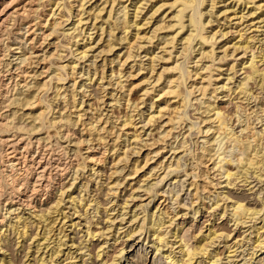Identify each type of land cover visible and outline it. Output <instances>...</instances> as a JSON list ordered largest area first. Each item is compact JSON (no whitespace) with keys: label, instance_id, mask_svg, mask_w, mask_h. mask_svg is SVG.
<instances>
[{"label":"bare ground","instance_id":"1","mask_svg":"<svg viewBox=\"0 0 264 264\" xmlns=\"http://www.w3.org/2000/svg\"><path fill=\"white\" fill-rule=\"evenodd\" d=\"M16 1L17 0H10L7 2L5 0H0V5H3L2 9H0V31L1 28L9 24L15 17L21 16L29 19L32 13H36L34 6L36 5V1L39 3V0H26V2H24L25 5H21V7L13 6ZM41 1L43 0H40V2ZM63 1L64 0H61L59 2V0H54L52 4L50 1L48 15L49 18H53V22L50 23L49 26L47 25L49 18H46L45 22H42L39 26L36 22L33 23L30 21V18V20H28L30 23L26 25L28 30L25 35H27V37L28 35H30V37L33 35L34 37L26 39L27 42H23L25 39L20 40L18 37L19 41L16 42L17 47L14 48L16 49V52H14V56L16 57L15 60L18 62H16L14 66L11 61L1 63V66L3 64L5 69L9 72V85H11V82L13 83L11 88L13 87L12 89L15 90V94L6 95L5 93L3 96L0 95L2 96L0 98V144L4 147H8L7 150L2 152V156L0 157V174H3L8 169H10L11 174L23 169L25 172H31L30 174L34 175L35 179L33 178L34 181L30 182V180L29 183L26 184L15 183L13 195L9 198V204H6L11 205L12 207L17 204L24 208L27 207V209L32 212L31 215L32 217L34 216V221H32L31 217L21 221L25 215L23 216L21 214V217L20 214L15 213L14 215L17 221L15 223H6V216H3L0 220V255H2V257H0V264H99L98 261L104 255L105 248L103 245H100V243L97 245L96 241H99L104 237V239H107V236L109 235L107 231L111 230L110 228H105L101 225L103 221L94 223L92 222V219L94 217L100 219L107 218V216L104 215H107L108 213L106 206L109 205V201L106 200L107 198L105 199V197H109L110 195L112 196L110 199L114 197L119 198L121 193L120 187L126 183V180L131 181L127 182L126 187H132L133 180H136L134 186L138 185L139 189L143 188V184H145L146 181L153 177L156 172L163 167V159H165L164 153H166L165 150L169 145L171 146V149L169 150L172 151V155H175V157L173 159L174 161L168 165L169 169L166 167L167 169L165 171L168 170L170 172L172 169L174 171L179 170L183 166L182 162L186 161L184 156L192 154L193 158L191 159L193 163H190L192 164V171L196 174L194 175L193 181L189 182V187L193 199L196 200V202L199 201L203 206H205L203 199L205 201L206 198L204 196L211 195L212 189L217 188V186L219 187L221 184L217 179V176H220L219 179L223 177L226 178V186L231 185L232 181L240 180L241 178L244 179H242L244 183H249L248 186L252 183L249 182L250 178H255V180L261 183L263 182L264 103L261 106L262 109L260 112L255 110L251 111L252 108L249 109V105L250 100L252 99H261V101L263 99V97L260 98V94L264 92V70L261 69L259 63L264 65V48H262L257 54L252 53L247 62L240 64L242 65L240 70L243 71L241 75H244V77L237 84L235 89H232L227 84L222 86L225 94L223 97L231 99L235 94L232 99L238 100L237 103L239 104H237V110L244 112L240 115L237 111V113H239L238 123L241 124L240 132L236 131L234 124L230 123L229 115L226 114V110L220 107L215 101V99L218 98L216 93L219 90V87H216L217 84L213 83L214 80L212 73L214 69L212 70L210 66L206 67L205 70L209 71L206 74L202 72L204 67H199L198 63L193 66L190 65L193 63L191 57L194 52H198L197 56L194 57H198L196 62L208 60L211 63H215L217 60L220 62L228 57L227 49L230 48V46L226 47L227 43L221 47L215 46L218 37H227L230 32L224 33L223 31L218 30L213 34L207 35L206 31L207 25L213 22L211 21L212 19L206 21L207 17L205 12L207 7L204 8V6L209 3V7L211 8L210 11L213 13V10L216 8L219 1H174V3L171 4V8H175V10L170 21H175V23L167 24L165 20H167V17L169 16H166V14H164L158 22L154 23L157 24L155 32L171 30L177 27L174 31L176 34L172 35L170 38V34H165V36L161 37L163 46L159 48L162 50L163 54L155 55L152 53L149 57L147 66L143 65L144 63L140 60L141 63L136 69L135 65L137 64H132L129 68L128 66L131 62L137 63L136 59L141 56L138 52V49L141 48V46L138 47L139 45H135L134 37H137V32L130 39L128 29L133 26L137 29V26H139L136 19L141 13L139 8L143 7L141 6L142 3L140 4L142 0H138L134 3L136 11L133 19H129L130 17L127 18L129 14L127 11L128 7L127 5H122L117 11L123 13V16L117 17V19L112 22L110 21L109 23L112 26L110 25L111 27L109 30L104 27L105 21L102 14L104 12H106V14L109 13L108 19L112 20V14L114 12L116 13V6L120 5V2H123L124 0H98L99 4H96L97 0L92 3V0H70L69 4L65 2L63 3ZM223 1L226 2L227 0ZM254 1L255 0H233L231 2L233 4V9L238 5L243 8L242 11L239 12L241 15L237 16L238 12L233 10L231 13L234 14V17L230 18L229 15H227L223 17L224 20L239 19V22H237L241 23L249 18L250 24L248 21L247 27L249 29H247L250 31L253 29L251 32H260V28L264 27V0H259L257 3ZM138 3L140 4V7L137 6ZM87 4H89L88 7H86ZM251 4L254 5L251 6ZM155 6L156 5L151 6L150 12H152V14L150 17L143 18L144 25L149 24L154 16L161 11L165 5L162 4L157 8H155ZM14 7L15 9H13ZM108 7H110L109 11L107 10ZM246 8L249 10L245 14ZM11 9L13 10L11 11ZM228 11L229 9L227 11L225 10L223 15H225V13L227 14ZM211 13L210 16L214 14ZM3 16L5 17L2 19ZM70 19H73V27L65 29L67 25L66 23L69 22ZM108 19H106V21H108ZM148 19L150 20L148 21ZM92 20H94V23H92ZM98 20H100L99 24ZM36 26L41 34L39 39L42 40L41 43L39 42V46L42 47L44 42H48L49 40L47 44L49 49H46V51L44 49L43 54L37 53L36 51L37 47H35V44L38 42V35L35 34ZM219 26L217 27L219 28ZM6 27L8 28V26ZM46 27V31L42 32ZM92 30H95L96 32L99 31V33L97 32L99 34L98 48L101 47L99 54L94 57L95 59H98L99 55L104 52L112 53L117 44H120L121 42L124 43V48L122 49H125V51H122L123 54L122 52L117 54L114 52V57L112 59H109L108 57L102 58V63L100 65L97 64L96 60L89 65L88 71L86 70L87 77L85 80L90 81V85H87L86 83H83L82 85V87H86L87 90L89 88L87 92L88 95L85 93V96L87 95L88 97L89 103L83 108L85 101H81L82 106L78 108V103H76L77 93L75 94L78 62L75 60H64L65 57L63 54L70 51L72 56H80L78 59L85 60L88 56V52L93 50L95 46H92V48L88 47L87 43H79L80 41L91 39V35H93L91 34ZM116 31H118L120 37H117L118 35L116 34ZM87 33H89V35L86 38ZM61 36L66 39L65 42L60 41ZM237 36L239 37L238 42H236L238 45L234 44L232 48L234 49V52L243 49L246 54L247 50L251 48L250 45L252 41H255V36L251 34L245 36V33H241V31L238 32ZM240 41L242 42L240 43ZM261 41H263L264 46V38ZM179 42L180 45H182L180 54L182 56L180 60H184L180 61L178 59L175 61V64L170 67L162 68L161 66L160 68H162V70L159 71L157 69L159 64L156 62L164 61L166 59L164 55H168L169 58H171L172 51L177 48ZM27 43L29 46H27ZM78 45H83L81 46L82 50H80L79 47L73 49L74 46L76 47ZM198 45L199 48L196 50ZM10 47L13 46L10 45ZM167 48L171 49L169 50ZM217 48H224V55L222 57H219V55L216 54ZM5 54L1 56L2 62L7 56V54ZM148 54L149 52L146 50V56ZM117 66H119V69L115 70V67ZM236 68L237 66L232 65L227 70L233 72L234 75L232 78H229V81L238 74L239 70ZM143 71H146V73H143ZM108 72H110V74H108ZM135 72L137 73L135 74ZM3 74L6 76L8 73L5 72ZM81 75L83 74L81 73ZM138 75H142L141 82L134 84V82L130 81ZM39 79L41 80L39 81ZM218 79L215 81H218ZM93 80H96V82L91 85ZM69 81L73 82L71 97H67L68 92L66 93L67 90L64 89V86ZM105 83H107L108 86H111V88H114L113 90L117 91V93H106ZM252 84H256L258 89L255 87L256 90H254L255 88ZM141 85H152L150 89L142 88L144 91L141 94V96L151 95L149 96L151 101L150 107L154 111L152 112L153 114L150 113L148 115L146 126L149 125L151 130L146 139H142L143 136L138 132L139 127L136 125V122L134 123L135 119L133 121L134 113L127 116V114H129L127 112L126 118H123V122L119 123V121H117L119 120V118H117L119 115L115 117V112L113 111L120 105L125 104L128 106V108H126L127 106L125 107L126 109H130L134 112L139 107L138 102L142 99H133V91L136 87ZM5 86L7 88L10 87L8 84ZM17 88H19V90L16 92ZM50 91H52L53 96L51 98L44 97V94H47V92ZM8 92L10 91L8 90ZM108 94H110V97L106 100ZM193 100H197L199 101L198 103H200L197 108V111L200 114L199 118H192L190 115L189 109L193 107ZM143 101L146 100L143 99ZM108 105L112 108L111 114H109L110 112L104 113ZM260 113H263V115L260 116ZM253 114L255 115L253 116ZM254 117H257L256 120H260V123H262L260 127L261 130L256 129L257 125L254 122ZM129 127L134 131L132 134L130 132V134L132 135L136 146L133 150L128 148L127 151H125L123 147L121 148L120 141L122 134H124V130L129 129ZM187 127L188 129L186 130ZM178 129H181V132L182 129H185L186 131L183 134L180 132L176 134ZM193 131H197L198 135L200 134V137L203 138L202 145L197 149L199 150L198 153L189 148L190 145L188 144L187 138L193 134ZM11 132H14V134H10ZM130 134L126 133V135ZM180 134L182 135V138L179 140ZM25 136H27V138ZM170 140L174 141L170 142ZM176 142L178 143L174 148L173 144ZM198 142L199 141H194L195 144H199ZM64 143L65 145H68L64 146ZM34 148L36 150H34ZM129 149L132 150V154L137 155V158L131 160L132 162L130 166L125 168H129V171L127 172L128 174L126 173L127 177L124 175L126 178H124L125 181L123 182L124 179H122L123 183L120 182L121 180L110 182L111 180H115L113 179V176L116 175L119 170L117 167L118 165L125 162L126 166L130 163V157L128 155ZM226 149H228V151L231 150L233 155L230 154L229 156L228 154L227 156ZM57 150H60L63 153L62 155H65L67 159L71 158L67 169L69 172H65L68 175L72 172V175H70L72 182L68 185L69 188L75 186L80 179L79 184L81 185V188L78 189L81 190V196H83L82 191L87 192L88 196L86 198L88 199L82 197L78 199L75 194V197H71V194L68 192L66 194L65 188H68V186L65 187L66 184L63 186L60 181L58 185V191L60 192L59 197L54 195L55 197H48L47 200H45V197L38 201L36 200L38 196H41V194L47 190L49 182L53 178V174H55L53 171L55 172V170H58L61 167V159L56 158V155L59 156ZM234 151H237V153ZM36 154H38L37 157H35ZM180 154L183 155L178 157ZM28 155L32 157L29 159ZM173 156L171 157L173 158ZM54 157L56 159H53ZM156 157L159 159L156 162H152ZM108 159H111V166L113 168L110 175H108L107 171L109 170L107 166L109 162ZM151 162L155 163V165H153L148 173L141 175L143 171H146L144 169L151 167ZM235 163L236 166L234 169L237 170L233 172L234 169L232 166ZM18 166L22 167L16 170ZM1 168L3 169L1 170ZM62 168L63 167H61V169ZM120 168L122 167L120 166ZM189 168L191 169V167ZM121 171L119 170L120 173ZM168 171L167 173H169ZM197 171H199V174ZM147 174H149L148 177ZM6 175L7 174H5V176ZM116 176H118V174ZM8 177L11 178L13 176ZM166 177L164 175L161 181L166 179ZM61 180L63 179L61 178ZM11 181L12 184L14 182L13 178ZM214 181L217 182L214 183ZM154 185L157 184H153V186L151 184V187L149 186L144 191L150 194L153 191L152 187H154ZM134 188L136 187H132L130 189V191L133 190L132 193L119 204L124 211L125 208H128V204H130L128 203V199H135L133 193L138 189L136 188L134 190ZM28 192H30V196ZM65 194L69 197V201H72L71 204H73L72 210L74 212L71 210V214H66V211L64 210V212L63 208H60L61 204L63 205V202L65 201ZM157 195L159 194L155 193L153 199L157 197ZM2 197L3 194L2 191H0V206L3 205L1 201ZM160 197L162 196L160 195ZM226 199L228 200L229 198L226 197ZM35 200L37 201L36 203ZM261 200V208L257 209L255 208L256 206L251 207L249 202H245V198L238 197L229 202L231 203L230 206H228V204L226 205L223 213V216H226L228 212L231 213V221L234 222L236 227L243 226L245 228L248 227L246 226L248 223H253L252 227L254 228V231H256V240L254 241L252 251L247 254V256L249 255L250 257L245 259V264H254L256 261L257 264H264V224L260 227L256 226L258 220L262 219L264 216V213L261 215L264 211V196L261 197ZM218 204L219 203H217L216 206L219 207L220 204ZM12 207L8 209L7 213L11 214L19 210L18 207L13 210ZM228 208H230V211H228ZM158 209H160L159 211H163L162 213L160 212L161 218L162 215H166L168 218L172 215L175 217L177 216L175 214L169 216L170 209L167 205H165L162 210L161 208ZM23 210L25 211L26 209ZM90 210H93L92 213H95L94 216H91L93 214H90ZM113 210L114 208L111 209V211ZM101 213H103L102 217ZM76 214H79V216L75 217L79 220H83L82 217H85L84 228L86 229L84 231V236L80 238L81 241L77 237L80 233H83V231L80 232L79 230L81 229L77 228L82 224L79 221H74L73 217ZM124 215L128 214H123L122 216ZM154 215L155 213L151 215V220L154 219ZM133 216V220H130L131 223L138 220L136 214ZM30 218L31 220H29ZM116 219H114L113 223ZM165 219L167 220V218ZM66 220L70 223L68 224L71 228L70 230H72L70 234L66 233ZM124 220H126L125 217H123L121 221L123 222ZM151 220L149 217H145L142 225H139L140 227L137 226L135 229L123 232L126 233L125 237H127V240L131 242H128V246H126V248L123 247L118 254H116L112 264H162V261L165 264H197L198 256H201L202 258V260L199 261V264H203V262H205L204 264H218L221 261V257H219L220 254H214V256H212V252L206 247V245L198 244V246L192 247L188 244L190 242L187 243L184 239L178 241L181 242L179 246L181 248V257L177 258L178 256L175 254L174 247L178 242H171L169 241L170 238H167L168 234L165 233L163 229L166 222L163 223L162 221L164 220L159 219L158 222L152 223ZM172 220L174 219L171 217L170 221ZM95 221L98 220L96 219ZM262 222H264V219H262L261 223ZM146 223H150L148 231L149 241L146 236L142 237L146 230ZM4 226H7V228L4 229ZM11 231L13 232V238L11 237ZM71 234H73L74 237L71 238ZM229 237L230 235H227L224 238L228 239ZM67 238L72 242L71 244H75V241H79V245L76 243L78 245L77 251H80L81 253L74 256V253L72 254L70 251L67 253H65L66 251L64 252V246L68 245L65 242ZM119 238L120 236H118L115 241L117 242ZM176 238L177 237H175V239ZM239 243L241 242L236 240L233 243L234 246L229 247L230 254L228 255V259L236 256L234 253L237 249L235 250L233 248L238 246ZM123 244L125 243L123 242ZM149 244L152 245L149 246ZM149 248L152 249L149 251ZM165 248L167 249L165 250ZM66 249L69 250L70 248ZM259 252L261 253L258 254ZM253 260L254 262H252ZM232 261H230V264ZM234 264L238 263L235 261Z\"/></svg>","mask_w":264,"mask_h":264},{"label":"rangeland","instance_id":"2","mask_svg":"<svg viewBox=\"0 0 264 264\" xmlns=\"http://www.w3.org/2000/svg\"><path fill=\"white\" fill-rule=\"evenodd\" d=\"M5 1L9 2L10 0H5ZM27 1H29V0H27ZM50 1H51V4H52L54 0H48V1L43 0L41 2L39 0V3H38V1H36L35 2L36 5L34 6L35 7L34 10L36 9L35 12L37 14L36 13H32L30 15L29 19H27L25 17H21V16L15 17L14 18L15 20L12 19L13 20V23H12V20H11L10 21L11 24L9 23V24L6 25V26H8V28L6 26L3 27V28H1V31H0V84H2V85H0V87H1V89H0V95L3 96L5 93H6V95L15 94V90L12 89L13 87L11 88V86H12L13 83L11 82V85H9V83H10V81H9V78H10L9 77L10 76L9 75V72L7 71V69H5V67L3 66V64L1 66V63H4L6 61H8V62L11 61L12 62V65L14 66L15 63L18 62V61L15 60L16 57L14 56V54H15L14 52H16L15 51L16 49H14V48L17 47L16 46V42L19 41V38H20V40L21 39H25V41L23 40V42H27L26 39L33 38L34 37L33 35L31 37H30V35H28V37H27V35H25L27 33V30H28V28H27L26 25L30 23L28 20H30V18H31L30 21H32L33 23L36 22V24L38 26H39V24H42V22L44 23L45 22V19L46 18L47 19L49 18V15H48L49 12H48V10L50 9V6H49ZM60 1L61 0H59V2ZM69 1L70 0H64L63 3L65 2V3L69 4ZM94 1H96V0H92L91 3L94 2ZM137 1L138 0H128V1L124 0L123 2H120L121 4L120 5H117L116 8H115L116 13L114 12L112 14V16H113L112 17L113 18L112 20L108 19V14L109 13L106 14V12H104L102 14V17H103V19L105 21L104 27L107 28V30H109L110 27L112 26L109 22L110 21L112 22V21L116 20L117 17L123 16V13H119L117 11L122 5H125V6L127 5V7H128L127 11H128L129 14H128V17L127 18L130 17L129 19H133L134 13L136 11V7L134 6V3H136ZM174 1H176V0H149V1L148 0H145V1L142 0V2H140V4L142 3L141 6H143V7L139 8L141 13L139 14V17L136 19L137 22L139 23V26H137V29H135V26L129 28L128 29V34H129V37L131 39L132 36L135 35V33L137 32V37L136 36L134 37V39H135L134 41H135V45L136 46L137 45H139L138 47L141 46V48L138 49L139 50L138 52H139V54H141V56L136 59L137 60V63L136 62H134V63L131 62V64L128 66V68L132 64H137V65H135V69H136V67L138 65H140L141 61L144 63L143 65L147 66L149 57L151 56L152 53L155 54V55H157V54H163L162 50L159 48V47L163 46V44H162L163 41L161 40V37L165 36V34H170V36H169V38H170L172 35L176 34L174 31L176 30L177 27H175V28H173L171 30H164V31L155 32V27H156L157 24L154 23V22H158V20H160L162 18V16H164V14H166V16L168 15L169 17H167L168 19L166 18L167 20H165V22H167V24L168 23H170V24L171 23L172 24L175 23V21H170L171 18L173 17V15H174L173 12H174L175 8H171V4L174 3ZM217 1H219V3L217 4L216 8L213 10L214 11L213 12L214 14L211 13V11H210L211 8L209 7V5H210L209 3L205 4V6H204V8L207 7L206 8V12H205L206 17H207V18L205 17L206 18V21H208V19L209 20L212 19L211 21L213 22V23H210L209 25H207V30L206 31H207V35L213 34L215 31H218V30L223 31L224 33L230 32V33H228L227 37H221V36L218 37L217 44L215 46V47H217V46L221 47L225 43H227L226 47H229L230 46V48L227 49L228 57L227 58H224V60H222L220 62L217 60L215 63H211L208 60H204L202 62H196L198 60V57L197 58H194V57L197 56L198 52H194L192 54V57H191L192 58L191 61H193V63H191L190 65L193 66L196 63H198L199 67H204V70L202 72L203 73H206V74L209 72L208 70L207 71L205 70L206 67L210 66V68L212 70L214 69L213 70V73H212L213 74V80H214L213 83H216L217 84L216 87H219V90L216 93V95L218 96V98H216L215 101H216V103L220 107H222V108H224L226 110V114L229 115L230 123L234 124V127H235L236 131L240 132V130H241V124L238 123V115H239V113H240V115H242L244 112H241L240 110L239 111L237 110V104H239V103H237L238 100H233L232 99L235 96V94L232 96L231 99H229L227 97H223L225 94L223 92L224 90L222 89V86H224V85L227 84L232 89H235V87L237 86V84L244 77V75H241L243 71L240 70L241 67H242V65H240V64L241 63H244V62H247L252 53H256L257 54L262 48H264L263 41H261L264 38V34H262V33H264V27L263 28H260L261 29L260 32H251L253 29L250 31V30H248L249 28L247 27L248 26L249 18L245 19V21L244 22L242 21L241 23H238L239 22V19H234V20L231 19L232 21L231 20H227V21L224 20L223 17L224 16H227V15H229L230 18L234 17V14L231 13L233 10H236L238 12V15L237 16H240L241 14L239 12L242 11L243 8L238 5V6H236L233 9L232 8L233 4L231 3L233 0H227L226 2H224L223 0H217ZM255 1H254L255 3L259 2V0H255ZM24 2H26V0H17L16 2H14L13 6H15V7L16 6L17 7H21V5L22 6L25 5ZM96 2H97L96 4H99V1L98 0ZM91 3H89V4H91ZM89 4H87L86 7H88ZM140 4L138 3L137 6L140 7L139 6ZM162 4L165 5V6L161 9V11H159L154 16V18L151 20V22L149 24L144 25L143 18H145V17L146 18H149L150 15L152 14V12H150L151 11V6L156 5L155 8H157L158 6H160ZM253 5L251 4V6H253ZM2 6L3 5H0V9H2ZM15 7L13 9H15ZM37 8H39V9H37ZM13 9H11V11ZM228 9H229V11L227 12V14L225 13V15H223L224 14L223 12L225 10L227 11ZM107 10L109 11L110 10V7H108ZM248 10L249 9L246 8L245 14L247 13ZM210 13L213 14V15L210 16ZM4 17L5 16H3L2 19ZM217 17H218V19H217ZM106 19H108V21H106ZM149 20L150 19H148V21ZM219 20H220V23L221 24L219 23ZM99 21L100 20H98V24H99ZM52 22H53V18L50 17L49 20H48V24L47 25L49 26V24L52 23ZM73 23H74L73 22V19H70L69 22L66 23L67 25H66L65 29L72 28L73 27ZM92 23H94V20H92ZM92 23H91V25H92ZM98 24H97V26L99 27ZM249 24H250V21H249ZM217 26H219V28ZM35 29H36L35 30L36 31L35 34L38 35V42L35 44L36 45L35 47H37V49H38V50L36 49V51H37V53L43 54L44 49H45V51H46V49H49V46H47L49 40H48V42L47 41L44 42V44L45 43L46 44L45 45L43 44V46L40 47L39 45L42 42V40L39 39V38H40L41 34L37 30V26H36ZM46 29H47V27L44 30H42V32L43 31H46ZM92 29H93V27H92ZM92 31H91V34H93V35H91V39L92 40L91 39H87V41L84 40V41H80V43H79V44H86L87 43L88 44V47L95 46L94 48L92 47L93 50H91V51L88 52V56L85 58V60L84 59H78V58H80V56H76V57L72 56L70 54V51L69 52L67 51V52H65L63 54L64 57H65L64 60H70V61L75 60V61L78 62V65H77V72H78L77 73V84H76V87H75V89H76L75 90V94L77 93L76 94L77 95L76 96V101H77L76 103H78V106H79L78 108H80V106H82V102L81 101H83V102L85 101V103L83 104V108L85 107V105L87 103H89L88 102V97H87V95H88L87 92H88L89 88L87 90L86 87L85 88L82 87L83 83H86L87 85H90V81H86L85 80L86 77H87V74L86 73L88 71L89 65H91V63L95 62V60H96L97 64L100 65L102 63L101 62V59L102 58L108 57L109 59H112L114 57V52L117 54L119 52H122V51L124 52L125 51V49H122V48H124L123 47L124 46V43L121 42L120 43L121 45L120 44H117L116 48L113 50L112 53H106V52H104L101 55H99L98 59L97 58L95 59L94 57L97 54H99V51L101 50V47L98 48V46H99L98 45V41H99V34L98 33H99V31H97L98 33L95 30L93 32ZM240 31H241V33L244 32L245 33V36H247V34H251V35L255 36V41L254 42L252 41V43L250 45L251 48L247 50V53L246 54H245V51L243 49H240L237 52H234V49L232 48V46L234 44L238 45L236 43L239 40V37L237 36V34ZM116 34L118 35L117 37H120V34H118V31H116ZM219 34H221V33H219ZM88 35H89V33H87L86 38L88 37ZM157 36H160V37H157ZM60 41L65 42L66 39L63 38V36H61L60 37ZM4 42H6V43H4ZM241 42L242 41H240V43ZM10 45L13 46V47H10ZM27 46H29L28 43H27ZM81 46H83V45H80V46L78 45L76 47L74 46L73 49L79 47L80 50H82V47ZM10 48H12V49H10ZM198 48H199V45L196 47V50H198ZM167 49L170 50L171 48H167ZM181 49H182V45H180V42H179L177 48L172 51L171 58H169L168 55H164L165 58H166L164 61L156 62L157 64H159L157 66V69L159 71H161L162 68H164V67L173 66L175 64V61L178 60V59L180 60V58L182 56V55H180L181 54ZM146 50H148V52H149V54L147 56H146ZM4 51L7 54V56L4 58V60L2 62L1 56H3L5 54ZM40 51H42V52H40ZM136 51H137V49H136ZM223 51H224V48H222V49L217 48L216 49V54H218L219 57H222L224 55V52ZM123 52H122V54H123ZM2 59H3V57H2ZM80 60H82V61H80ZM183 60L184 59H181L180 61H183ZM12 65H11V67H12ZM232 65L237 66L236 69L239 70V72H238V74L231 81H229V78H232L234 76L233 75V72L227 71ZM161 66H162V68H160ZM259 66L261 67L262 70H264V65H262L261 63H259ZM117 69H119V66L115 67V70H117ZM191 69H194V68H191ZM127 70H129V69H127ZM5 72L8 73V74H6V76H5V74H3ZM81 73L83 75H81ZM136 73L137 72H135V74ZM143 73H146V71L145 72L143 71ZM108 74H110V72H108ZM82 76H84V77H82ZM141 76L138 75L137 77H134L131 80L130 79L129 80L131 82H134V84H137V83H139V82L142 81ZM218 78H220V79H218ZM217 79H218V81H215ZM40 80L41 79H39V81ZM94 82H96V80H93V82L91 83V85L95 84ZM7 84L10 87L7 88L5 86ZM102 84H104V83H102ZM72 85H73V82L72 81H69L64 86V89L67 90L66 93L68 92L67 97H71V93H72L71 90L73 89ZM252 85H254V88L256 87V84H252ZM151 86L152 85H141V86L136 87L134 89V91H133L134 94L132 93L133 94L132 95L133 99H135V98H137V100L140 99V98L142 99V100L140 99L141 101L138 102L139 103V107L135 110L136 112L135 111L132 112L130 109L129 110L126 109V108H128V106L125 105V104H122V105H120L121 107L119 106V107H117L118 109L115 108L113 110L115 112L114 113L115 117L117 115H119V116H117V118H119V120H117V121H119V123L123 122V120L126 118L127 112L129 113V114H127V116L131 115V113L132 114L134 113L133 114V121L135 119L134 123L136 122V125L139 127V131L138 132L141 133V135L143 136L142 139L148 138L149 131L151 130V128H149V125L146 126L147 120H148V115L150 113L154 112L151 109V107H150L151 106V101L149 99L150 98L149 96H151V95L141 96V94L144 91L142 88H148V89H150ZM68 87H69V89H68ZM105 87H106V90L105 91H107L106 93H109V92L110 93H113V94H116L117 93V91H114L113 90L114 88H111V86H108L107 83H105ZM116 87H115V89H116ZM256 88L254 90H256ZM8 90L10 92L12 91L13 93L12 92L11 93L8 92ZM18 90H19V88L16 89V92ZM258 92H260V91H258ZM85 93L87 94L86 96H85ZM2 96H0V98ZM52 96H53L52 91L47 92V94H44V97H46V98H48V97L51 98ZM196 96H197V94H196ZM109 97H110V94H108L106 96V100H108ZM262 97H263L262 101H261V99L260 100L259 99L258 100H254V99L250 100V105H249L250 108L249 107L248 108L249 109L252 108L251 111H254L255 110L257 112H260L261 109H262L261 106L264 103V101H263L264 100V92H262L260 94V98H262ZM198 98H200V97H198ZM143 99L146 100V101H143ZM227 99H229V100H227ZM212 100H214V99H212ZM142 101H143V103H142ZM193 102H192L193 103V107H195V108L191 107L189 109L190 115H191L192 118H199L200 117V114L197 111V108L199 107V104L200 103H198L199 101H197V100L196 101L193 100ZM109 106L110 105H108L106 107V111L104 113L110 112L109 114H111L112 108H110ZM237 111L239 113H237ZM254 115L255 114H253V116ZM259 115L261 116V115H263V113H260ZM120 116H123V117H120ZM256 119H257V117H254V120H255L254 122L257 125V128L256 129L257 130H261L260 127H261L262 123H260V120H256ZM27 122H29V121H27ZM119 127H120V125H119ZM182 127H184V126H182ZM187 129H188V127L186 128V130ZM186 130L185 129L184 130L182 129V132H181V129H178L176 131V134L179 133V132L183 134ZM130 132H131V134L134 132L133 130L130 129V127H129V129L124 130L123 133L125 135L122 134V138H121V141H120L121 148L123 147L125 151H127L128 148H130V149L133 150V148L136 146V144H134L135 142H134L133 137L130 134ZM126 133L127 134H130V135H126ZM10 134H14V132H11ZM200 136L201 135L200 134L198 135V132L197 131L196 132L193 131V134L190 135V136H188V138H187L188 139V144L190 145L189 148H191L193 151H197L196 153L199 152V150H197V149L202 145L203 138H201ZM25 137L27 138V136H25ZM181 138H182V135L180 134L179 140ZM124 141H126V142H124ZM127 141H129V142H127ZM172 141H174V140H172ZM172 141L170 140V142H172ZM194 141H199L198 143L200 145L199 144H195L196 142L194 143ZM126 143H128V144H126ZM177 143L178 142H176L175 144H173V147L174 148H175V146H177ZM63 145L66 146L68 144L65 145V143H64ZM125 145H126V148H125ZM128 145L131 146V147H129ZM35 147H37V146H35ZM7 148L8 147H6V146L4 147L2 144H0V157L2 156V152H4V150H7ZM130 149L128 150V155L130 157V159H129V162L130 163L128 162L129 164L127 163L128 165H126V166H125V164H126L125 162L124 163H121L120 165H118L117 167L119 168L120 171L121 170L122 171L120 173L119 170H118V172H117L118 176H116L117 174L114 175L113 176V179H115V180L114 181L111 180L110 182H116V180H119V181L121 180L120 182L123 183L125 181L126 178L124 177V175L126 176L128 174L127 172L129 171V168H127V169H125V168L130 166V164L132 162L131 160H134V159L137 158V155L132 154L131 153L132 150H130ZM169 149H171V146L170 145L168 146V148H166V150H165L166 153H164L165 159H163V167H161L162 170L161 169L158 170L153 177H151L148 181H146L145 184H143V188L139 189L138 188V185H135L134 186V184H136V180L135 181L133 180L132 187H136L138 190L134 191V193H133V197H135V199L134 198H131L132 200L131 199H128L129 200L128 203H130V204H128V208H125V211L122 210V208L119 206V204L122 203V200L123 199H126L132 193V191H133V190L130 191V189L132 187H129V186L126 187L127 182L129 180H126L125 181L126 182V183H124L125 185L124 184L121 185V187H120V192L121 193H120V197L119 198H115L114 197V198L110 199L112 197L110 195H109V197L108 196L105 197V199L107 198L106 200L109 201V205L106 206L108 213H107V215L106 214L104 215V216H107V218L100 219L98 217H94L92 219V222H94V223L95 222H102L103 221V223L101 225L104 226L105 228H110V230H111V231H107V233L109 234L108 236L106 234L107 239H104L105 238L104 237V238H101L99 241H96V244L97 245H98V243H100V245H103V247L105 248L104 251L107 253L106 254L104 252V255L98 261L99 264H112V261L116 257V254H118V252L123 247L126 248V246H128V242L129 243L131 242V241H128L127 240V237H125V234L126 233H123V232H125L126 230L135 229L139 225L141 226L142 223H143V221H144V219H145V217L146 218L149 217L150 220H151V215L154 214V213H155L154 219L151 220L152 223L158 222L159 219L164 220V221H162L163 223L166 222V224L164 225L165 227L163 226L164 227L163 229H164L165 233L168 234L167 235V238H170L169 241H171V242H178L181 239H184L185 242H187V243L190 242L188 244L190 246H192V247L193 246L196 247V246H198V244L199 245H206V247L212 252V254H213L212 256H214V254H217V255L220 254L219 257H221V261L218 264H230V261H232V260L234 262L236 261L238 264H245V259H248L250 257L249 255L247 256V254H248V252L250 253V251H252V247H253L254 241L256 240V231H254V228L252 227L253 226V223H248L246 225L248 227H245V228L243 226L236 227L234 225V222L231 221V217H230L231 216V213L228 212L226 214V216H223V213L225 211L226 205L228 204V206H230L231 203H229V202H231V200H235L238 197L245 198L246 199L245 202H249L251 207H255L256 206L255 208L260 209L261 208V205H262L261 197L264 196L263 195L264 194V190H262V189H264V177H263V182L262 183L261 182H258L257 180H255V178H250L249 179V182H252L250 186H248L249 183H244L242 181L243 178H241L240 180L238 179L236 181H232V184L231 185L226 186L227 185V182L225 181L226 178L223 177V178L219 179L220 176H217V179L219 180V182L221 184L219 185V187L217 186V188L212 189V194L213 195L211 194V195L204 196L206 198H205V201L203 199V203H205V206H203L199 201L196 202V200L193 199L192 192H191V189L189 187V184H190L189 182H192L193 181L194 175L196 174L195 172L192 171V166H191L192 165L191 163H193L192 162V159H191V158H193V155L192 154L185 155L184 157H185V160L186 161H183L182 162V165H183L181 167L182 170H181V168L179 170H175L177 173L173 169H172V171L170 170V172L167 170L170 173L169 174L165 170L168 168V165L171 162L174 161L173 159L175 157V155L173 156L172 155V151H170ZM34 150H36V149L34 148ZM40 150H42V149H40ZM142 150H144V149H142ZM226 150H227L226 151L227 156H228V154H229V156H230V154L233 155L232 152H231V150H229L230 152L228 151V149H226ZM57 151H58L57 153L59 154V156L56 155V158L57 159H59V158L61 159L60 160V166L63 167V168L61 169V167H60L58 170H55V172L53 171V173H55V174H53L54 176L50 180L49 186H48L47 190L44 191V193H42L41 196H38L36 198L37 201L40 200L41 198H44V197L46 198L45 200H47L48 197H52L54 195L56 197H59V194H60V192L58 191L59 182L61 181V183L63 184V186L66 184L65 187L68 186L72 182L71 181V176H70V175H72V172L69 175L66 174V173L69 172L67 169H68V166H69L68 164H69L71 158H68L67 159V157L65 155H62L63 153L60 150H57ZM234 152L237 153V151H234ZM33 153H31V154H33ZM37 155L38 154H36L35 157H37ZM181 155H183V154L178 155V157L181 156ZM171 156H173V158ZM31 157L32 156H29V159ZM56 158L54 157L53 159H56ZM158 159L159 158L156 157L155 159H153L152 162H156ZM160 160H162V159H160ZM188 160H190V161H188ZM54 161H52V162H54ZM65 161H66V163H65ZM152 162H151V165H150L151 167H149L148 169H144L146 171H143L141 173V175H143L145 173H148L150 171V169L153 167V165H155V163H152ZM56 163L59 164L58 162H56ZM111 165H112V162H111V159H110L109 162H108V164H107L108 169H109V170H107L108 171V175H110V172L113 170V168H112ZM120 166L122 168H120ZM235 166H236V163L233 164L232 168L234 169ZM21 167L18 166L16 168V170L20 169ZM189 167H191V169ZM2 169L3 168H1V170ZM236 170L237 169H234L233 172H235ZM30 173L31 172H25L23 169L22 170L20 169V170L16 171L14 174L13 173L11 174L10 169H8L3 174H0V181H2V182H0V188L2 189V187H3V189H4V190L3 189L2 190L0 189V191H2V194H3V197L1 199L3 205H6L7 203L9 204V202H10V199L9 198L12 197V195H13V188H14L15 183H25L26 184V183H29L30 180H31L30 182L34 181V179H35L34 178V175H32ZM166 173H167L168 176L166 175ZM197 173L199 174V171H197ZM5 174H7V175L5 176ZM65 174L67 175V177H66ZM148 175L149 174H147V177H148ZM164 175H165V177L166 176L167 177H166V179H164L163 181H161ZM8 176H13V177L9 178ZM60 176H61V178L64 181L61 180ZM1 177L2 178L4 177V178L2 179ZM6 177H7V179H6ZM56 177H58V178H56ZM12 178H13V181L14 182L11 184V182H12L11 179ZM54 178H56V179H54ZM122 179H124L123 182H122ZM52 180H54V181H52ZM79 181H80V179H79ZM79 181L77 182V184L75 186H73L71 188H69V186H68V188H65L66 194L68 192L69 194H71V197H75L74 196V194H75L76 197H78V199L81 198V197L85 199L88 196L87 195L88 193L85 192V191H82L83 196H81V193H80L81 190L78 189V188H81V185L79 184ZM129 182H131V181H129ZM216 182L217 181H214V183H216ZM50 183H52V184H50ZM151 184H152V186H153V184H157V185H154V187H152L153 188V191L150 194H148L144 190L146 188H148L149 186L151 187ZM136 188H134V190ZM56 191H57V193H56ZM155 193H158L159 195H157V197H155L153 199V195ZM256 193H258V194H256ZM28 194H29V196L31 195L30 192H28ZM66 194L64 196V199H65L66 202L64 201L63 202V205L64 206L61 204L60 208H63V211L65 210L66 211V214H71V212L73 211L72 210L73 209V204H71L72 201L71 200L69 201V199H68L69 197H67ZM160 195L162 197H160ZM208 196H209V198H208ZM226 197L229 198V199L227 200ZM259 197H260V199H259ZM86 199H88V198H86ZM15 200H17V199H15ZM36 200H35V203L37 202ZM159 201H161L162 203L159 202ZM111 202H113V203H111ZM217 203L220 204L219 207L216 206ZM162 204H163V206H162ZM3 205L0 206L1 207L0 208V220L5 215L6 216L5 222L6 223L7 222H13V223H15L17 220H16L14 214L15 213H18V214H20L21 217H22V215L23 216L25 215L24 218H22L21 221H24L28 217H31L32 218V221H34V216L32 217V215H31L32 212H30L27 209V207L24 208L23 206H21L19 204L14 205L13 207L11 205H6V206H3ZM165 205H167V207H169V209H170L169 216L171 214H175L177 216L175 217L174 215H172V216H170L168 218V217H166V215H162V218H163L162 219L161 216H160V214L163 211H159L160 209H158V208H161V210H162ZM2 207H3V209H2ZM10 207H12L13 210L18 207L19 210H17L16 212H13L11 214H9L7 212H8V209ZM113 208H114V210L111 211V209H113ZM23 209H26V210L24 211ZM228 209H229L228 211H230V208H228ZM92 211L93 210H90V214H93L91 216H94L95 213H92ZM23 212H25V213H23ZM125 212H127V213H125ZM81 213H83V212H81ZM263 213H264V211L261 213V215ZM123 214H128V215L122 216ZM135 214H136V218H138V220L131 223L130 220L132 218H134L133 215H135ZM102 215H103V213H101V217H102ZM76 216H79V214H76L73 217L74 221H79L82 224V225L79 226L80 228L79 227L77 228V229H81V230H79L80 232L83 231V233H80L79 236L77 237L78 239H80L82 236H84V233H85L84 231L86 229V228H84V224H85V219L84 218L85 217H82L83 220H79L78 218H75ZM108 216H109V218H108ZM116 217H117V219H116ZM123 217H125L126 220H124L122 222L121 220H122ZM171 217L175 221L174 220L170 221ZM31 218L29 220H31ZM165 218H167V220ZM96 219L98 221H95ZM104 219H105V221H104ZM114 219H116V221L113 223ZM262 219H264V216H263ZM262 219L258 220V222L256 224L257 227H260V226H262L264 224V222L261 223ZM66 223H67V226L65 227V228H67L66 233L67 234H70V232H72V230H70L71 228L68 225L70 223H68V221ZM147 223H146V230H145V233L146 234L144 233L142 237L146 236V238H148V241H149V232L148 231H149V227H150L149 224L150 223L149 224H147ZM249 226H251L252 228L249 227ZM6 228H7V226H4V229H6ZM68 231H69V233H68ZM11 234H12L11 237L13 238V232L12 231H11ZM227 235H230V237L228 239H225L224 237H226ZM118 236H120V238L116 242L115 239ZM70 237L71 238L74 237L73 234H71ZM175 237H177L176 238L177 240L175 239ZM236 240L238 242H241V243L238 244V246H236L235 248H233L235 250L237 249V251L234 253L236 256L235 257H230L228 259V255L230 254L229 253L230 252L229 247L230 246L233 247L234 246L233 243ZM242 240H243L244 243L242 242ZM80 241H81V239H80ZM65 242L68 244V245L64 246V248H63L64 249V252L66 251L65 253H67V252L70 251L72 254L74 253V256H76L79 253H81L80 251H77V246L79 245V243H78L79 241H75L78 245L76 243H75L76 245L75 244H71L72 242L69 240V238H67L65 240ZM123 242L125 244H123ZM180 244H181V242H178L175 245L176 248L174 247L175 254H176V256H178L177 258H180L181 257L180 256L181 255V253H180V249L181 248L179 247ZM151 245L152 244H149V246H151ZM66 248H70V249L68 250ZM127 249H128V247H127ZM151 249L152 248H149V251ZM166 249L167 248H165V250ZM260 253L261 252H259L258 254H260ZM7 255H8V253H7ZM0 257H2V255H0ZM201 260H202L201 256H198V262H197V264H199V261H201ZM233 261L231 262V264H234ZM252 262H254V260ZM204 263L205 262H203V264ZM162 264H165V263H163V261H162ZM254 264H257V261L254 262Z\"/></svg>","mask_w":264,"mask_h":264}]
</instances>
